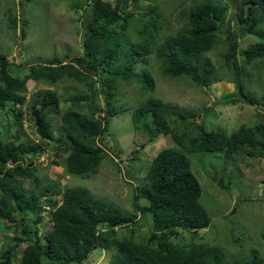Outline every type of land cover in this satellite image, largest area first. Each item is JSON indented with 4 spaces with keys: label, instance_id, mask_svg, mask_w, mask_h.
<instances>
[{
    "label": "trees",
    "instance_id": "obj_1",
    "mask_svg": "<svg viewBox=\"0 0 264 264\" xmlns=\"http://www.w3.org/2000/svg\"><path fill=\"white\" fill-rule=\"evenodd\" d=\"M82 53L64 61L52 60L28 64L23 75L10 70L12 62L0 51V115L10 113L17 128L12 139L0 137V230L12 232L10 244L0 252V264H43L42 257L66 264H81L96 246L113 249L110 264H264V254L252 250L239 260L225 258L218 245L174 242L171 238L186 230L192 237L211 221L200 202L201 185L193 173L190 159L173 147L161 149L151 160L145 184L135 188L133 204L151 218L145 240L120 238L115 229L129 225L135 215L83 186H62L50 179L41 189L25 186L26 179L36 185L35 164L28 156L41 155L55 142L63 153V171L88 178L98 173L109 151L101 136L107 131L108 118L124 110L116 104L121 81L135 76L138 63L149 55L159 62L161 73L185 78L203 88L226 78L235 87L233 96L250 104H261L247 91V84L258 75L264 83V0H197L179 12L180 26L170 31L168 18L156 5L134 22L133 13L125 11L127 0H88ZM237 20L235 35L224 23ZM9 26L16 30V16L9 15ZM122 21V22H121ZM26 22L23 20V23ZM138 24L132 40L127 30ZM163 39L158 42V35ZM256 35L253 42L238 37ZM218 49L215 59L208 53ZM31 79L44 88L26 102V82ZM72 80L87 87L89 93L70 96L71 106L61 109V99L48 87ZM141 90L155 88L151 73L143 68ZM48 88V89H47ZM101 99V104L96 98ZM28 113L36 139L23 134V117ZM53 117L59 124L53 126ZM134 127L149 134L170 135L186 152L224 151L229 157L264 156V117L251 126L241 125L230 134L208 130L196 118L195 111L178 104L149 97L132 110ZM54 130L59 135L55 137ZM28 157V158H27ZM54 163L57 162L54 160ZM221 187H226L221 180ZM48 208L50 225L39 234ZM9 223V224H8ZM264 241V231L261 232ZM25 243L16 261V247Z\"/></svg>",
    "mask_w": 264,
    "mask_h": 264
},
{
    "label": "rangeland",
    "instance_id": "obj_2",
    "mask_svg": "<svg viewBox=\"0 0 264 264\" xmlns=\"http://www.w3.org/2000/svg\"><path fill=\"white\" fill-rule=\"evenodd\" d=\"M194 1L197 0H127L126 6L121 4V7L133 13L134 22L137 18H142V11L146 12L149 6L156 5L159 11L169 17L168 33H172L181 24L179 12ZM223 1L230 6L229 0ZM89 5L88 0H0V51L12 62L11 72L23 75L28 64L64 61L80 55ZM233 10L230 6L228 11ZM11 14L17 19L16 30L9 26L8 17ZM23 20L26 22L23 23ZM137 25L131 23L128 27L127 33L132 40L138 39L134 32ZM223 27L222 35L225 29L235 35L237 20L234 18L229 24L225 22ZM162 35L163 33L158 35V42L163 39ZM256 38V35L248 34L238 37L243 43L253 42ZM217 52L218 49H214L208 55L215 59ZM143 68L154 78L155 88L152 92H145L139 86ZM134 73L132 79L119 83L116 104L124 107V110L108 118L107 131L101 136V141L107 146L109 154L103 158L98 173L88 178L64 173V155L56 150V143L52 141L41 155L28 156L35 164V175L40 182L36 185L32 180L26 179L25 186L30 184L31 187L41 189L52 179L62 186L87 187L96 195L117 204L124 212L135 215L129 225L115 229L118 237H132L142 241L150 233L151 218L149 214L142 213L133 206L134 203L145 204L143 199H134L135 188L147 182L146 173L152 158L161 149L173 147L190 159L191 169L202 189L200 202L207 209L211 221L207 227L197 229L195 237L189 231L180 230L179 235L171 239L181 244L194 240L218 245L225 258L231 262L241 259L252 250L264 254V241L260 237L264 231V156L235 154L229 157L224 151L188 153L170 135L159 134L150 141L149 134L135 128L132 121V110L145 99L155 97L194 110L196 118L208 130L230 134L241 125L251 126L261 121L264 117V101L261 104H250L235 98V87L226 78L203 88L185 78L164 76L159 62L152 54L147 57L146 63L135 65ZM258 75H254L253 80L246 85L247 91L257 98L263 92L260 84L264 85ZM26 86L27 103L31 102L33 93L45 87L31 79L26 82ZM48 88L53 89L60 97L62 110L72 105L68 100L70 96L89 93L86 86L72 80ZM96 102L101 104V99L97 97ZM58 122V117H53L54 127L58 126ZM16 130L17 123L13 121V115L2 113L0 137L12 139ZM23 131L21 139L37 138L27 112L23 117ZM54 135L56 137L59 133L54 130ZM219 180L226 187L219 186ZM42 212L44 220L38 225L39 234H43L50 225L48 208H44ZM11 236L12 232L0 230V252L10 244ZM24 245L25 243H20L16 247L18 254L12 258L13 261L19 258ZM112 253L113 249L96 246L81 264H110ZM41 260L43 264H62L46 257Z\"/></svg>",
    "mask_w": 264,
    "mask_h": 264
},
{
    "label": "clouds",
    "instance_id": "obj_3",
    "mask_svg": "<svg viewBox=\"0 0 264 264\" xmlns=\"http://www.w3.org/2000/svg\"><path fill=\"white\" fill-rule=\"evenodd\" d=\"M264 107V106H263Z\"/></svg>",
    "mask_w": 264,
    "mask_h": 264
},
{
    "label": "water",
    "instance_id": "obj_4",
    "mask_svg": "<svg viewBox=\"0 0 264 264\" xmlns=\"http://www.w3.org/2000/svg\"><path fill=\"white\" fill-rule=\"evenodd\" d=\"M264 106V105H263Z\"/></svg>",
    "mask_w": 264,
    "mask_h": 264
}]
</instances>
